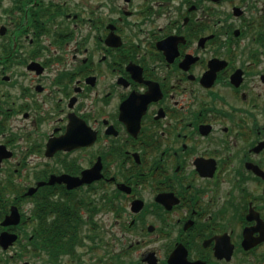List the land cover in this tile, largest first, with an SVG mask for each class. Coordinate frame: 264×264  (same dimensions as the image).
I'll return each mask as SVG.
<instances>
[{
  "label": "flooded vegetation",
  "instance_id": "obj_1",
  "mask_svg": "<svg viewBox=\"0 0 264 264\" xmlns=\"http://www.w3.org/2000/svg\"><path fill=\"white\" fill-rule=\"evenodd\" d=\"M253 165L264 0H0V196L46 182L90 220L60 264L97 250L99 199L124 264H263Z\"/></svg>",
  "mask_w": 264,
  "mask_h": 264
},
{
  "label": "trees",
  "instance_id": "obj_2",
  "mask_svg": "<svg viewBox=\"0 0 264 264\" xmlns=\"http://www.w3.org/2000/svg\"><path fill=\"white\" fill-rule=\"evenodd\" d=\"M51 194L43 193L41 190L35 196L33 208L35 226L31 232V235L34 236H31L27 231L24 233L28 242L34 246L33 252H46L53 260L52 262L57 264L62 252L71 251L74 248L75 243L73 241L77 239V225L83 222V217L75 213L73 204L55 198ZM7 202H9L7 198L0 196V221L8 211ZM21 244H23L21 249L25 251L27 245L22 242ZM19 256L23 258L22 251ZM0 262L7 263L9 258L2 255Z\"/></svg>",
  "mask_w": 264,
  "mask_h": 264
},
{
  "label": "rangeland",
  "instance_id": "obj_3",
  "mask_svg": "<svg viewBox=\"0 0 264 264\" xmlns=\"http://www.w3.org/2000/svg\"><path fill=\"white\" fill-rule=\"evenodd\" d=\"M28 182H30L29 178L19 180V177H17V180L15 183L19 187L34 184V182L33 183H31V182L28 183ZM98 195H99V192H98ZM100 203H102L101 199H99L97 202V208L98 209L100 208V205H101ZM31 206H32V202L26 201V202H23V204L20 207L22 210L28 212V214H29V213H31L30 212ZM99 210L100 211L95 213V220L98 222V224L95 225V227H96L95 233H97L95 238H96V241L99 243H97V248H96L97 250L93 251L92 255L90 254V256H88L86 258L87 260H85V261H87V264H91V262L93 261V259L95 257L102 256L103 258H105L106 256H108V257H110V259L113 258V260H116L117 262L120 260V262H122L123 264L128 263L129 257L127 255H125V251L119 252L123 248V245H118V244L115 245L114 243H111L112 238L113 239H114V237L117 238V235H118V237L120 236V234H118V231L113 230V229H117L116 227H114V223H115L114 221H115L116 217L114 216V214L112 213L111 210H107L106 208H102ZM32 226H33L32 222H29V225L27 226L28 230H30L32 228ZM86 230L89 231L88 227L86 228ZM21 238H22L23 243L26 244V237H25V235H23V233H21ZM107 242H109L111 244H109ZM22 245L23 244L17 243L15 246L10 248L7 251V256L9 258V262H7V263L2 262L0 264H24V262L26 260L31 261L33 264H51L49 261H47V255H44V254L43 255H36V254L26 255L25 254L26 257L24 259H18L17 257L14 259H11L12 257H10V256L14 255L17 251L21 250ZM29 247H31V246H29ZM79 251H80V253L83 252L82 249H80ZM0 252H1V249H0ZM117 252H119V254H114ZM88 260L91 262H89ZM94 264H98V263L95 262ZM253 264H254V262H253Z\"/></svg>",
  "mask_w": 264,
  "mask_h": 264
},
{
  "label": "water",
  "instance_id": "obj_4",
  "mask_svg": "<svg viewBox=\"0 0 264 264\" xmlns=\"http://www.w3.org/2000/svg\"><path fill=\"white\" fill-rule=\"evenodd\" d=\"M71 136H72V128L70 129V131H69V133H68V135H67L66 138H68V137L71 138ZM61 146L63 147L62 144H61ZM65 147H67V146H65ZM69 147H72V146H69ZM253 168H254V170L256 171V173L258 175L264 176V171L260 167H258L256 165H253ZM95 177L97 179H99L101 177V175L100 174H97ZM56 180L57 181H62V180H67V178L66 177H56L55 179L52 178L51 181H50V183H53ZM42 184H43V182H41L39 185H42ZM36 189L37 188H31L28 191V194L34 193ZM20 221H21V214H20V211H19L18 206L15 205V206L12 207L11 214H9V215L6 216V218L2 222V224L3 225L18 224ZM259 222H260V220H259ZM259 229L261 230V228H259ZM17 238H18V234L12 233V232H10L8 230H5L0 235V243H1V245L4 248H8L11 244H13L16 241ZM170 261H171V259H170ZM25 264H31V263L29 261H27Z\"/></svg>",
  "mask_w": 264,
  "mask_h": 264
}]
</instances>
